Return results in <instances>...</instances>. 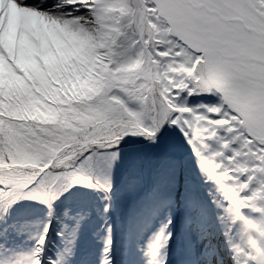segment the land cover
Instances as JSON below:
<instances>
[{
  "label": "snow or ice",
  "instance_id": "obj_1",
  "mask_svg": "<svg viewBox=\"0 0 264 264\" xmlns=\"http://www.w3.org/2000/svg\"><path fill=\"white\" fill-rule=\"evenodd\" d=\"M55 25L88 35L85 60ZM0 39V264H72L78 236L47 255L56 202L94 192L110 216L145 185L167 209L145 264H264V0H0ZM25 201L47 216L16 252Z\"/></svg>",
  "mask_w": 264,
  "mask_h": 264
},
{
  "label": "rangeland",
  "instance_id": "obj_2",
  "mask_svg": "<svg viewBox=\"0 0 264 264\" xmlns=\"http://www.w3.org/2000/svg\"><path fill=\"white\" fill-rule=\"evenodd\" d=\"M52 32L56 40L60 42L61 50L59 56L67 59H75L77 50L91 41L87 34H80L79 32L69 31L66 27L55 25L52 27ZM80 40L83 42L80 43ZM2 42V39H0ZM79 45V46H78ZM78 46V48H77ZM82 51V50H81ZM52 62H55L56 57H51ZM24 63L27 69L32 73H38V67L34 66L27 58ZM9 77V69L7 62L0 59V79H7ZM208 186H201L199 191L203 196ZM147 192V191H146ZM167 195V194H165ZM125 200L119 202L121 207L119 211L113 212L111 220H107L101 225H92L91 234H81L82 240L80 248L82 251L77 253L72 264H101L104 258V238L106 236V226L111 224L113 245L110 252L112 264H145V257L142 254L141 248L146 242L147 238L151 235L152 231H155L159 226L160 222L164 219L167 214V209H163V213L159 217H154V222L149 224L151 219L150 212L160 209L161 200L158 197L146 196L144 194L141 200H138L128 207H124ZM79 209L85 213L90 212L91 208L83 203ZM177 230H179L180 223V212L177 211ZM86 219L92 222V218L89 215ZM146 222L148 226L144 229L142 225ZM39 224L22 223L19 226L18 232L13 234L8 243L11 245L16 252H27L35 243V237L39 233ZM79 242V241H78ZM80 243V242H79ZM126 247V250L123 248ZM84 249V251H83ZM47 255L53 259H63L64 251H62V240L55 235L50 234L49 245ZM170 260H175V256L170 253Z\"/></svg>",
  "mask_w": 264,
  "mask_h": 264
},
{
  "label": "trees",
  "instance_id": "obj_3",
  "mask_svg": "<svg viewBox=\"0 0 264 264\" xmlns=\"http://www.w3.org/2000/svg\"><path fill=\"white\" fill-rule=\"evenodd\" d=\"M83 41L80 40V43ZM79 46V45H78ZM77 46V48H78ZM92 46V42H87L86 45H84L81 50H77V54L75 55V59L78 61H83L86 59L87 52L89 48ZM66 60H71L70 58H67ZM10 83L9 77L7 79H0V89H4L5 85ZM6 108V106H3ZM2 115H16L14 113H8L6 111H0V116ZM22 118V117H18ZM3 126V121H0V127ZM150 188V185H145V187L137 194L136 197H134L132 200H125V203L123 204L124 207H128L136 202L137 200H141L145 194V191ZM121 199L119 197L116 198V203L114 205L113 210L119 211L120 206L119 202ZM83 203H87L91 208L92 214H90L92 218V222L88 219H85L81 222L80 227L78 229V232L76 230V214L83 212L79 209L80 205H84ZM56 209V216L59 222L57 220L53 221V231L51 234L55 235L56 231H63L65 233L63 242L62 251L65 250V248L68 246L67 241L71 239H75L78 236V239H76V254L80 253L82 249L80 248L81 240L83 237L82 235H85L86 233L91 234V226L93 224L99 225L103 224L106 220H109L111 218V215L105 214L103 212V202L101 199V195L85 191L82 189H76L70 192L68 195H66L63 199L59 200L55 204ZM65 209H71L70 215L65 216L64 210ZM47 216V209L33 201H25L17 210L13 211L12 219L18 220V221H24V223H32V224H39V227L41 229L43 222L45 221ZM38 235V234H37ZM36 235V236H37ZM80 243H79V242ZM83 247V246H82ZM84 251V249H83Z\"/></svg>",
  "mask_w": 264,
  "mask_h": 264
},
{
  "label": "bare ground",
  "instance_id": "obj_4",
  "mask_svg": "<svg viewBox=\"0 0 264 264\" xmlns=\"http://www.w3.org/2000/svg\"><path fill=\"white\" fill-rule=\"evenodd\" d=\"M123 249L126 250V247H124Z\"/></svg>",
  "mask_w": 264,
  "mask_h": 264
}]
</instances>
